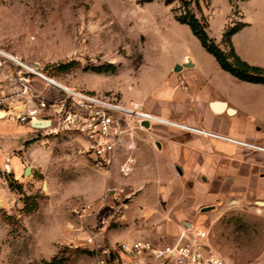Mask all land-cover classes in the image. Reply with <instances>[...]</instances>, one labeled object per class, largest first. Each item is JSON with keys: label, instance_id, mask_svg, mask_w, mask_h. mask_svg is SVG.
<instances>
[{"label": "rangeland", "instance_id": "rangeland-1", "mask_svg": "<svg viewBox=\"0 0 264 264\" xmlns=\"http://www.w3.org/2000/svg\"><path fill=\"white\" fill-rule=\"evenodd\" d=\"M199 1L209 23L208 34L219 45L226 31L243 21L252 24L247 32L255 39L252 57L264 62V0ZM168 2L0 0V51L67 89L132 107L136 96L148 98L152 89L171 82L167 71L176 58L194 57L196 64L184 67L185 73L218 65L191 28L175 19L174 10L183 11L180 1ZM0 63L2 111L16 113L23 105L36 108L42 96L54 100L65 95L62 89L50 91L53 85L7 57L0 55ZM160 125L135 130L126 138L129 142L151 138ZM33 139L25 145L31 146L33 172L23 181L0 172L5 180L0 181V189L8 187L16 195L11 210L0 204V264H96L105 258L86 247L85 239L77 246L59 247L50 258L39 257L41 238L47 234L44 226L50 219L67 225L79 219L76 211L84 219H93L96 231L108 226L120 232L133 226L155 235L158 227L173 224L176 217L179 232L194 235L205 230L207 243L230 264H264V214L243 218L231 203L203 212L205 202L186 178L175 176L176 182H166L155 192L139 185L142 180L135 178L136 168L127 177L120 175L117 165L110 173L98 170L82 150V136L73 130H40ZM197 183L198 190L201 182ZM50 187L57 190L55 194H49ZM89 205L95 211L88 210ZM168 237L173 243L178 235ZM97 239L111 248L106 239Z\"/></svg>", "mask_w": 264, "mask_h": 264}, {"label": "crops", "instance_id": "crops-1", "mask_svg": "<svg viewBox=\"0 0 264 264\" xmlns=\"http://www.w3.org/2000/svg\"><path fill=\"white\" fill-rule=\"evenodd\" d=\"M243 22L247 24L246 27L232 38L234 48L244 61L264 68L263 61L252 57L255 39L247 35L252 24ZM0 55L29 67L11 54ZM195 64L194 57L187 54L180 59L176 58L167 71L168 78H172L171 82L164 83L162 88L152 89L148 98L136 96L137 102L132 104L162 119L264 148V85L241 81L224 71L219 64L197 73L183 72L184 67ZM177 66H182L180 72H175ZM53 87L50 91L59 90V86ZM1 90L2 85L0 98ZM5 112L7 116L0 118V172L4 174L7 171L17 181H23L31 164V146L25 145L40 130L17 123L9 117L10 112ZM171 129L175 130L160 125L154 128L153 137L127 142L126 147H135L132 154L137 163L135 178L142 180L139 185L145 190L157 192L166 182L169 184L176 182L177 178H186L192 182V188L195 186V192L200 194L201 201L205 202L203 208H213L206 211L208 213L217 210L218 204L231 203L243 218L254 217V213L264 214L263 150ZM17 151L23 153L16 156ZM2 176L0 175V181L4 183ZM133 180L134 177L130 179V183ZM198 181L201 185L197 190ZM55 190L50 187L49 194H55ZM14 196L16 195L8 187H2L1 208L8 207L11 210L15 204L13 200H16ZM76 213L79 219L72 220L67 225L60 224L58 220L54 223L50 219L44 226L47 234L41 238L39 257L50 258V253L59 247L72 244L77 246L83 244L84 239L86 247L97 250L94 245L87 243L90 234L101 238V241L106 239L111 248H114L118 243L145 238L166 244L170 243V234L179 237L183 232H179L175 225L176 217L173 224L158 227L157 236L137 230L133 226L120 232L108 226L100 227L96 231L93 219H84L85 215L80 211Z\"/></svg>", "mask_w": 264, "mask_h": 264}, {"label": "built area", "instance_id": "built-area-1", "mask_svg": "<svg viewBox=\"0 0 264 264\" xmlns=\"http://www.w3.org/2000/svg\"><path fill=\"white\" fill-rule=\"evenodd\" d=\"M57 88L65 91L62 98L49 100L42 96L36 108L23 105L15 109L16 113L10 112L9 117L19 124L31 127L32 122L36 120L50 121V127L44 131L49 130L51 133L62 129L78 132L84 141L83 152L89 156L98 170L107 173H110L116 165L123 177L133 172L136 160L132 152L135 147L133 145L126 147L129 141L126 137L132 136L135 130H149L155 124L210 138L224 139L264 151L262 147L162 119L144 111L141 107H128L101 96ZM142 122H148L149 129L144 128ZM88 210L95 211L93 205H89ZM207 239L208 233L200 230L194 235L183 231L175 242L166 244L156 239L145 238L125 242L114 248H106L93 234L87 238V243L94 245L96 251L105 256L96 264H230L207 243Z\"/></svg>", "mask_w": 264, "mask_h": 264}, {"label": "trees", "instance_id": "trees-1", "mask_svg": "<svg viewBox=\"0 0 264 264\" xmlns=\"http://www.w3.org/2000/svg\"><path fill=\"white\" fill-rule=\"evenodd\" d=\"M173 0H169L171 3ZM181 3V13L178 14L177 10H174L175 19L181 23L186 24L191 28L192 33L199 39L202 47L212 55L220 67L236 77L237 79L264 85V68L254 66L244 61L236 52L232 38L241 29L246 27L247 24L243 23L240 27L233 28L226 31L222 36L221 45H219L208 34L209 23L204 16L202 6L199 0H179ZM226 47L222 49L221 46ZM34 139L28 141V146Z\"/></svg>", "mask_w": 264, "mask_h": 264}, {"label": "water", "instance_id": "water-1", "mask_svg": "<svg viewBox=\"0 0 264 264\" xmlns=\"http://www.w3.org/2000/svg\"><path fill=\"white\" fill-rule=\"evenodd\" d=\"M22 64V63H21ZM182 70V66H177L175 68V72H180ZM7 114L5 111H2L0 110V118H4L6 117ZM51 125V122L50 121H44V120H36L34 122H32V127L33 128H36V129H41V130H44V129H47L49 128ZM144 128L146 129H149L150 125L148 122H142L141 124ZM31 170L32 168H28L27 169V172H26V175H29L31 173ZM213 208L212 207H208V208H203V212H206V211H210L212 210Z\"/></svg>", "mask_w": 264, "mask_h": 264}, {"label": "bare ground", "instance_id": "bare-ground-1", "mask_svg": "<svg viewBox=\"0 0 264 264\" xmlns=\"http://www.w3.org/2000/svg\"><path fill=\"white\" fill-rule=\"evenodd\" d=\"M1 54H4V55H8L7 53H5L4 51H0ZM18 61V60H17ZM19 62V61H18ZM33 73L37 74L38 76H41L43 79H45L47 82H49L50 84H53L55 86H59L60 88H63L65 89L66 87L63 86L62 84H60L59 82L51 79V78H46L45 76H43L40 72H37V70H35L34 68L32 67H28Z\"/></svg>", "mask_w": 264, "mask_h": 264}]
</instances>
